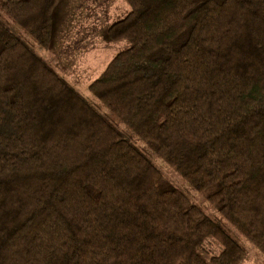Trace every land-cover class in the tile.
<instances>
[{
	"label": "trees",
	"instance_id": "16d2710c",
	"mask_svg": "<svg viewBox=\"0 0 264 264\" xmlns=\"http://www.w3.org/2000/svg\"><path fill=\"white\" fill-rule=\"evenodd\" d=\"M70 1L0 10L53 49ZM126 1L99 31L130 45L90 84L97 104L0 13V264H243L154 157L264 255V0Z\"/></svg>",
	"mask_w": 264,
	"mask_h": 264
},
{
	"label": "rangeland",
	"instance_id": "374dc122",
	"mask_svg": "<svg viewBox=\"0 0 264 264\" xmlns=\"http://www.w3.org/2000/svg\"><path fill=\"white\" fill-rule=\"evenodd\" d=\"M70 6H73L70 22L65 25L61 32V38H59L53 49L41 48L1 10L0 13L5 20L17 28L25 41L29 42L37 53L71 86L92 103L97 104L99 102L89 91L90 84L102 74L120 50L130 45L127 40L106 42L100 36L99 31L104 26L124 17L130 11V6L126 0H71ZM119 125L121 129H125L123 124ZM132 140L141 148H144L141 141L134 137ZM153 160L167 180L188 193L193 202L228 228L232 236L247 251L248 255L243 264H264V255L235 228L228 225L203 195L195 191L175 169L162 159L154 157ZM202 251L207 257H210L218 254L221 251V246L216 240L208 239Z\"/></svg>",
	"mask_w": 264,
	"mask_h": 264
}]
</instances>
